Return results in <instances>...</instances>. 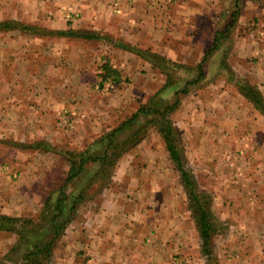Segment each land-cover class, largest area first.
Returning <instances> with one entry per match:
<instances>
[{
  "label": "crops",
  "instance_id": "crops-1",
  "mask_svg": "<svg viewBox=\"0 0 264 264\" xmlns=\"http://www.w3.org/2000/svg\"><path fill=\"white\" fill-rule=\"evenodd\" d=\"M3 22L15 28L0 30V165L20 176L0 174V216L37 214L46 182L61 163L64 176L69 170L35 144L84 146L137 111V102L158 92L173 98L158 57L195 68L220 37L204 87L183 97L173 119L195 174L216 182L215 212L227 229L219 262L264 264V114L222 65L225 55L236 78L264 97V0H0ZM106 63L120 75L110 89ZM67 112L75 126L58 124ZM175 171L152 133L119 162L114 184L81 206L51 264H208ZM16 242L0 230V262L12 264Z\"/></svg>",
  "mask_w": 264,
  "mask_h": 264
},
{
  "label": "trees",
  "instance_id": "trees-1",
  "mask_svg": "<svg viewBox=\"0 0 264 264\" xmlns=\"http://www.w3.org/2000/svg\"><path fill=\"white\" fill-rule=\"evenodd\" d=\"M239 7L240 5L237 9ZM238 13L239 11L235 12ZM7 27L15 28L12 23H0V30ZM219 40L220 37L216 39L215 48L207 52L203 61L195 68L181 67L155 54L141 52L151 59L158 57L164 63L162 69L167 77L165 89H176L173 98L167 99L158 92L117 127L104 132L81 150L53 147L46 142H38L33 146L41 148L43 152L60 155L69 165V170L61 181L62 184L47 194L37 217L0 216V230L17 235V242L11 248L7 261H15L16 258L13 259L12 256L21 253L20 264H51L57 244L78 217L81 206L99 199L105 188L110 187L119 162L154 129L163 140L175 169L181 175L192 217L201 238V252L208 264H217L215 242L219 227H224V224L217 223L211 196L201 191L194 172L188 168L184 142L173 115L180 108L183 97L191 93L192 86L205 81L206 62L218 47ZM222 65L240 93L264 114V97L258 88L238 80L229 69L225 55ZM102 70L103 81L111 80L115 83L119 79V73L109 63L104 64ZM181 71L187 75L185 81L180 77ZM18 147L23 149L30 146L19 144ZM0 264L7 263L1 261Z\"/></svg>",
  "mask_w": 264,
  "mask_h": 264
},
{
  "label": "rangeland",
  "instance_id": "rangeland-1",
  "mask_svg": "<svg viewBox=\"0 0 264 264\" xmlns=\"http://www.w3.org/2000/svg\"><path fill=\"white\" fill-rule=\"evenodd\" d=\"M113 81H111V80H106V88H108V89H110L109 87H107L108 86V84L110 83L113 87H114V82L112 83ZM205 85V84H204ZM204 85H201V84H198V85H196V86H192V90L193 89H200V88H202V87H204ZM201 86V87H200ZM103 87H105V86H103ZM191 89V88H190ZM190 95V94H189ZM189 95H187V96H185V98H189L190 96ZM168 99V98H167ZM139 102H137L135 105H134V109H136L137 110V108L139 107ZM131 111H134V110H131L130 109V112ZM174 115H176V114H174ZM173 115V116H174ZM125 120V119H124ZM123 121V120H122ZM122 121H120V123L122 122ZM78 122V118L76 117V114H73L72 112H67V113H65L64 115H61V116H59V118H58V124H61V123H63V124H66V125H71V126H75V124ZM120 123H118V125L120 124ZM118 125H115L114 126V128L115 127H117ZM111 130V129H110ZM110 130H108V131H110ZM108 131H106V132H108ZM156 133L157 135H158V133L156 132V130H152L151 132H150V134L148 135V137L152 134V133ZM159 136V135H158ZM147 137V138H148ZM160 137V136H159ZM146 138V139H147ZM97 139V138H96ZM160 139H161V137H160ZM162 140V139H161ZM163 141V140H162ZM88 143V142H87ZM164 143V142H163ZM88 144H90V143H88ZM88 144H86V145H88ZM86 145H78V146H74V145H68V146H66V148L68 149H72V150H81L82 148H84ZM184 147H185V154H186V159H187V162H188V168L189 169H191L193 172H194V168H192V167H194L192 164L190 165V159L188 158V155H187V148H186V144H184ZM58 155V154H57ZM191 161H192V159H191ZM65 162V161H64ZM62 166H63V163H61V165L58 167V171L56 172V174H55V179L54 180H52V181H49V182H46V184H45V186H46V188L48 189V193H50L52 190H54V189H56V188H58L61 184H62V180L64 179V174H65V171H64V169H62ZM174 166V165H173ZM5 172H8V173H5ZM176 172V176L177 175H179L178 174V171H175ZM5 174V175H7V176H11L10 177V179L11 180H18V178H19V176H20V173L18 172V171H15V170H13V168L11 167V166H5L4 167V170L1 168L0 169V174ZM197 174V175H196ZM196 174H195V172H194V175H195V177L197 176V177H199V180L197 179V177H196V179H197V182H198V185H199V188L201 189V191H203L204 193H207L208 195H210L211 196V198H212V203H213V211H214V214H215V218H216V221H217V223H219L220 225L221 224H223V220H221L220 219V217H219V215H217V213L215 212V206L218 204V201H217V194H218V191L216 190V187H215V181H212V182H207V181H204V180H202V178L200 177V176H202V175H199V172H196ZM178 178V179H177ZM177 178H176V180H174V183L173 184H177L178 183V186H180V184L183 186V184H182V181H181V175L178 177L177 176ZM114 184V181H112V183H111V185H110V187L112 186ZM39 187V186H38ZM110 187H108V188H105V190L104 191H106L107 189H109ZM183 192H184V204H185V209H186V213L187 212H190L191 213V219L193 220V217H192V211H191V209H190V205H189V201H188V197H187V194H186V191H185V188H184V186H183ZM42 193H44V190H42ZM47 193V194H48ZM145 201H146V199H145ZM87 203H90V202H87ZM87 203H85L84 205H86ZM133 206H134V208H135V205H141V204H139V202H138V199H135V198H133V197H131V202H130ZM43 206V205H42ZM42 206H41V208L40 209H42ZM133 208V207H132ZM144 208H145V206H144ZM40 212V211H39ZM39 212L37 213V214H31L32 215V217H37L38 216V214H39ZM188 215V214H187ZM80 214H78V217L76 218V220H80ZM221 220V221H220ZM194 221V220H193ZM225 223V222H224ZM196 226V225H195ZM197 229V228H196ZM198 231V230H197ZM153 233H155L156 235H157V231H153ZM227 233V229H224V227H219V235L217 236V238H216V242H215V254H216V251H219L220 250V248H222V244H220L221 243V241H222V239H223V236L225 235ZM155 234H152L151 233V237H152V239H153V236L155 235ZM155 235V236H156ZM154 236V237H155ZM151 239V240H152ZM59 247V245L57 244V246H56V248H58ZM57 250V249H56ZM224 250V249H223ZM223 250H221V251H223ZM20 254L21 253H16V254H14L12 257H13V259L15 258V256H16V260L15 261H12L11 263L12 264H19L20 262H18L17 260H19V258H20ZM218 255V254H217ZM216 255V256H217ZM217 259H218V256H217ZM217 264H221L220 262H219V260H218V262H217Z\"/></svg>",
  "mask_w": 264,
  "mask_h": 264
},
{
  "label": "built area",
  "instance_id": "built-area-1",
  "mask_svg": "<svg viewBox=\"0 0 264 264\" xmlns=\"http://www.w3.org/2000/svg\"><path fill=\"white\" fill-rule=\"evenodd\" d=\"M116 11H117L118 13H122V12H123V11L121 10V8H119V6H117ZM108 87L111 88L112 85L109 83V84H108ZM4 167H5V166L2 167V165H0V169L2 168V169L4 170Z\"/></svg>",
  "mask_w": 264,
  "mask_h": 264
}]
</instances>
